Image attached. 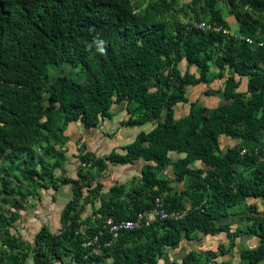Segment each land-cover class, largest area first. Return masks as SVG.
I'll return each mask as SVG.
<instances>
[{
	"label": "trees",
	"instance_id": "obj_1",
	"mask_svg": "<svg viewBox=\"0 0 264 264\" xmlns=\"http://www.w3.org/2000/svg\"><path fill=\"white\" fill-rule=\"evenodd\" d=\"M140 1L0 0L1 192L18 194L9 187V175L18 172L34 188L55 191L70 185L73 193L60 216V232L42 227L31 244L19 242L9 229L11 219H2L0 264H26L29 257L32 264H65V257H71L66 264H158L164 249L219 233H225L227 246L217 252H188L181 264H235L213 261L243 236L259 244L242 251L236 264H264V215L255 202L264 201V0H227L238 36L256 37L262 47L223 33L230 28L218 0H192L189 6L202 1L208 23L219 32L200 31L192 23L170 25L165 15L173 12L176 0H149L143 9ZM194 21L200 22L197 12ZM96 38L106 42L103 54L94 45L88 49ZM66 66L80 71L69 77ZM243 78L246 90L239 92ZM215 81H222L218 91L223 103L208 108L192 102L186 116L175 118L174 107L188 103L186 87ZM120 104L128 115L122 126L155 122L154 127L138 133L123 155L113 151L103 159L90 154L79 159L98 173L107 169L105 161L128 165L141 160V178L130 189L113 185L92 211L93 223L89 217L82 221L102 185L91 189L66 176L56 178L53 172L64 159L57 150L67 141L69 124L98 128ZM222 136L238 143L222 152ZM36 148L54 162L37 159ZM169 153L184 157L173 161ZM196 161L210 170L191 169ZM167 165L175 180L184 183L179 194L171 195L169 181L158 177ZM78 176L85 178L79 171ZM156 198L167 210H185L187 203L189 208L180 220L157 221L113 239L106 219L131 220L151 209ZM246 215L250 225L245 229L216 227L219 218Z\"/></svg>",
	"mask_w": 264,
	"mask_h": 264
},
{
	"label": "crops",
	"instance_id": "obj_2",
	"mask_svg": "<svg viewBox=\"0 0 264 264\" xmlns=\"http://www.w3.org/2000/svg\"><path fill=\"white\" fill-rule=\"evenodd\" d=\"M233 17V16H232ZM234 18V17H233ZM235 20V19H234ZM236 22V21H235ZM234 25L236 26V32L233 33L231 32V35L235 38H250V39H255L256 37H250V36H245V37H240L238 36V25L235 23ZM242 81V79H241ZM216 82V81H215ZM215 82H213L211 85H213ZM246 82L247 79L243 78V85L241 84L240 87L238 88L239 92H245L246 90ZM242 83V82H241ZM209 85V86H211ZM206 87H208L206 85ZM187 89V87H186ZM185 89V90H186ZM210 91V90H209ZM211 91H213L211 89ZM218 91V90H216ZM221 91V90H220ZM219 92V91H218ZM216 93V94H211V95H205V97L209 96H220L221 93ZM47 99V96L44 97L45 102ZM217 100V99H216ZM219 101H222L219 99ZM197 102V101H196ZM200 103V102H198ZM201 104V103H200ZM220 105V104H219ZM218 106V105H217ZM215 106V107H217ZM212 107V108H215ZM175 109V107H174ZM189 107L187 108V112L184 116L188 114ZM113 112V117L110 120H104L99 124L98 128L95 129H90V130H85L82 128L80 122H77L75 124H69L64 132V135L67 138V141L62 147L60 148L61 151H58V153H62L64 159L61 161V166L60 168H57L54 170V176L56 178H59V174L65 173L64 175L68 178H71L73 180H76L79 182V184H87L89 185V188H94L97 183H100L102 185V190L99 192V195L96 196L94 200V204L90 205L91 212L95 211L98 209L100 206V199L101 195L103 194L102 199L107 198V193L109 188H111L115 184H121L125 185L128 189H130L133 186H138L139 184V179L141 178V170L144 167V162L143 161H138L133 164H128V165H113L109 161H105L107 164V169L103 171L102 173H98L96 168H91L89 170V174L92 176L91 179L88 178H80L78 176V170H75V164L71 163L72 161L75 162L77 160V156H80L82 154H90L91 157L95 159H103L107 157L111 152H116L120 155L125 154V151L123 148L133 142L135 137L137 136L138 133L142 132L144 126L142 127H124L121 125V122L126 121L128 118L127 113L124 110V105H116L112 108ZM183 117V116H182ZM181 118V117H179ZM150 124V128L146 131L143 132H149L155 125V122L148 123ZM123 128H135L136 131L135 133L131 136L129 133L126 131H123ZM264 141V139H263ZM238 141L230 139L228 137L222 136L220 138V147L221 151L225 152L227 147L234 146L236 145ZM223 147V148H222ZM169 157L171 160L176 161L178 159H182L184 156L183 154H175V153H169ZM54 160L52 161V163ZM80 166V162L78 163ZM191 169H200L203 171H208L210 170V167L206 166L200 161H196L192 166ZM242 168L238 167L237 171H241ZM67 173V174H66ZM96 173V176L94 175ZM159 178L161 179H166L169 181V187L171 189V195L174 194H179L185 189L184 183L183 182H177L176 176L174 175L173 172V167L171 165H167L165 169L159 173L158 175ZM65 187L68 190V195L67 198L68 200L64 202L65 204L72 199V189L70 185L67 186H61ZM89 188H85L84 190L87 191ZM60 189L58 190H51L55 193H60ZM49 191V190H48ZM85 195L87 192H85ZM262 201V200H261ZM98 204V206H97ZM63 206V208H64ZM97 206V207H96ZM186 206L188 207L189 204L187 203ZM63 208L60 210L57 214V221L60 223V216L62 214ZM87 210H85L86 212ZM258 212L260 213V216L264 215L261 214L264 212L261 209L258 208ZM248 217L250 215L244 216V220L240 221L241 216H229V217H224V218H219L216 221V227H219L220 225L227 224L232 228L231 222L236 221L239 222V224L235 225V228H240V229H245L247 226L250 225V222L247 221ZM243 218V217H242ZM249 238H253L250 236H243L239 240V242L243 243ZM256 240L255 245L251 248H246L242 247L239 245L238 241H236V247L231 250L229 253L223 256H219L217 259L213 261V263H220V262H230V263H238L239 262V254L244 251V250H249V249H254L258 246L259 242L257 239L253 238ZM206 244L203 247L199 248H192L195 245V242L197 241H192L189 242L191 243L190 247L187 246L186 244H181L180 248L175 249V250H169V249H164L163 251V256L162 258L158 261V264H169L171 262H175L176 264H181L182 258L188 253V252H194L196 254H203L205 252H217L219 246H227L228 244V239L225 235V233H219L213 236H207L204 240ZM200 242V241H198ZM195 247V246H194ZM234 253H237V260L234 261Z\"/></svg>",
	"mask_w": 264,
	"mask_h": 264
},
{
	"label": "rangeland",
	"instance_id": "obj_3",
	"mask_svg": "<svg viewBox=\"0 0 264 264\" xmlns=\"http://www.w3.org/2000/svg\"><path fill=\"white\" fill-rule=\"evenodd\" d=\"M139 1V0H132ZM149 0H142L140 9H143L144 6L148 3ZM192 0H176L174 4V10L171 14H166L165 17L169 19L170 25L175 27L176 25L184 26L189 23L195 24L194 21V13L197 12L199 15V19L202 22L208 23V14L207 11L202 3V1H197L196 6L193 8L190 7V3ZM218 7L221 10L222 16L225 18V20L229 24V32L235 33L236 32V26L233 21L235 22L234 18L229 15V9L230 7L227 4V0H218ZM236 23V22H235ZM181 72L185 71V62H182V64L179 65ZM64 74L73 77L75 72L80 71V67L73 69L70 66L64 67ZM191 73L197 74V70L195 68L190 69ZM55 73H52L51 76L53 77ZM243 85V79L242 83ZM222 88V81H216L213 85L206 87L204 84H200L196 87H187L185 90L186 96L188 98L187 104H177L174 109L175 118L178 119L179 117H182L186 114L187 108L189 107V104L192 102H200L202 105L212 108L215 107L223 101L222 97L220 96H209L205 97V91H213L215 90H221ZM217 99V100H216ZM44 105L47 106V103L45 100L43 101ZM150 128V124H146L143 131H146ZM123 131H126L129 133V135H133L136 131L135 128H123ZM237 143V142H236ZM223 148V147H222ZM57 151H61L60 148H58ZM263 157L262 160H264V150L262 151ZM35 156L37 159L43 157L44 160L47 163H52L53 159L51 156H45L44 150L41 148L35 149ZM80 156H77V160L75 162H71L75 164V170L79 171L84 177L91 179L92 176L89 174V170L91 168H82L78 165L80 161ZM65 173L59 174V178L65 177ZM67 174V173H66ZM96 176V173L94 174ZM67 176V175H66ZM9 178L11 179V185L10 188H14L15 190H18V194L15 192L10 195H5L1 191V181H0V221L3 219L5 221H9L11 219V226L9 227L11 233L13 236L19 241L24 242L26 244H31L33 241V237L36 233L39 232V230L42 227H46L50 232L53 234H58L61 226L60 223L57 221V214L59 212V209L61 210L64 206V202L68 200V190L65 187H60V193H55L51 190L45 191L43 189L34 188L32 185H30L28 182L23 180V178L20 176L18 172H15L14 174H10ZM103 198V194L101 195V199ZM258 208L263 211L264 209V201L257 200L255 201ZM98 206V204H97ZM96 206V207H97ZM90 205L86 206V212H83L81 214V220L84 221L87 219V217L90 218V222L93 223L94 216L92 215L91 209L89 208ZM261 214H264L261 213ZM244 217L240 219V221H243ZM232 229H235V225L239 224V222L233 221L231 222ZM84 228V227H83ZM4 239V227H0V248L2 240ZM240 239V238H239ZM237 240L239 245L246 248H251L255 245L256 240L253 238H249V240L245 241L244 244L239 242L240 240ZM207 242V241H206ZM206 242L200 241L195 242V247L191 245V243H187L186 245L192 248H199L203 247ZM193 244V241H192ZM234 261L237 260V253L233 254ZM71 261V257H65L64 263H69ZM26 264H32L31 258L29 257L26 261Z\"/></svg>",
	"mask_w": 264,
	"mask_h": 264
},
{
	"label": "built area",
	"instance_id": "obj_4",
	"mask_svg": "<svg viewBox=\"0 0 264 264\" xmlns=\"http://www.w3.org/2000/svg\"><path fill=\"white\" fill-rule=\"evenodd\" d=\"M194 26L197 30L200 31H221V28L212 26L209 23L202 21H200L199 23H195ZM223 33L231 35L230 32L226 30H223ZM240 39H244L249 45L254 44L258 47H262L263 45V42L257 41L256 39ZM245 153L246 150L241 151V155H244ZM80 166L82 168H89L90 163H81ZM188 208L189 206L185 210H167L162 200L160 198H156L151 209L137 213L131 220L114 221L111 218L106 219L105 228L112 235L113 239H116L121 232H133L143 228H147L157 221L180 220L186 215V211ZM94 241L96 242V238L94 239Z\"/></svg>",
	"mask_w": 264,
	"mask_h": 264
},
{
	"label": "clouds",
	"instance_id": "obj_5",
	"mask_svg": "<svg viewBox=\"0 0 264 264\" xmlns=\"http://www.w3.org/2000/svg\"><path fill=\"white\" fill-rule=\"evenodd\" d=\"M93 45L95 46V49L97 52L103 54L106 51V42L103 39L96 38L94 39L92 44L88 45V49L90 50Z\"/></svg>",
	"mask_w": 264,
	"mask_h": 264
}]
</instances>
